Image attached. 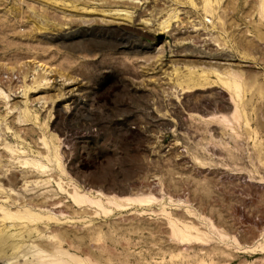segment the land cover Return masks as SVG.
I'll use <instances>...</instances> for the list:
<instances>
[{
    "label": "rangeland",
    "instance_id": "obj_1",
    "mask_svg": "<svg viewBox=\"0 0 264 264\" xmlns=\"http://www.w3.org/2000/svg\"><path fill=\"white\" fill-rule=\"evenodd\" d=\"M0 91V264H264V0H0Z\"/></svg>",
    "mask_w": 264,
    "mask_h": 264
},
{
    "label": "bare ground",
    "instance_id": "obj_2",
    "mask_svg": "<svg viewBox=\"0 0 264 264\" xmlns=\"http://www.w3.org/2000/svg\"><path fill=\"white\" fill-rule=\"evenodd\" d=\"M162 23H164V22H162ZM166 27H168V25H167V23H166V24L164 23L163 26H162V29L164 30ZM46 69H47L49 72H51V69H49V68H46ZM0 92H1L2 94H4L2 91H0ZM12 199H13V198H12ZM1 200H2V199H1ZM11 202H12V201H11ZM1 203H2V202H1ZM14 203H15V202H14ZM12 204H13V202H12ZM0 205H1V204H0ZM1 207H2V205H1ZM27 208H28V207H27ZM4 210H5V209H4ZM6 213H7V212H6ZM7 214H8V213H7ZM9 215H10V214H9ZM2 217H3V218H6V217H5V212H3ZM7 217H9V216H7ZM0 218H1V217H0ZM1 219H2V218H1ZM1 221H2V220H1ZM3 221H4V220H3ZM0 225H1V222H0ZM3 234H4V233H3ZM0 236H1V235H0ZM2 237H4V236H2ZM4 241H5L4 239H0V243H1V244H0V246H1L0 248H1L2 250H4V247L2 248L3 244H5Z\"/></svg>",
    "mask_w": 264,
    "mask_h": 264
}]
</instances>
